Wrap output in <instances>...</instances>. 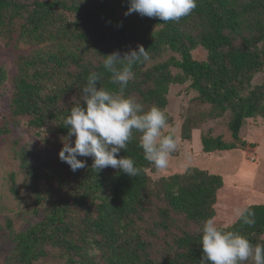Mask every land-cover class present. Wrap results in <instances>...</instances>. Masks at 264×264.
I'll use <instances>...</instances> for the list:
<instances>
[{
	"label": "trees",
	"instance_id": "16d2710c",
	"mask_svg": "<svg viewBox=\"0 0 264 264\" xmlns=\"http://www.w3.org/2000/svg\"><path fill=\"white\" fill-rule=\"evenodd\" d=\"M128 6L129 0H0V41L31 47L14 57L11 76L0 65V90L11 87L0 136L24 128L37 138L15 151L18 170L8 175L14 196L21 176L32 209L27 228L11 230L4 264H36L53 251L64 264H201V229L215 217L222 177L197 167L153 177L157 169L135 132L119 155L134 160L138 175L96 172L91 157H78L88 167L73 172L58 156L68 131L63 121L90 72L103 73L101 87L119 90L103 55L142 46L149 59L134 65L124 95L146 110L161 108L170 125V87L186 85L193 95L181 112L180 139L191 141L193 131L216 122L225 132L202 133V151L243 149L245 121L264 119V79L254 81L264 72V0H197L190 15L166 23L125 16ZM198 49L202 58L193 54ZM249 207L253 225L219 227L264 244V203Z\"/></svg>",
	"mask_w": 264,
	"mask_h": 264
},
{
	"label": "clouds",
	"instance_id": "9594fccd",
	"mask_svg": "<svg viewBox=\"0 0 264 264\" xmlns=\"http://www.w3.org/2000/svg\"><path fill=\"white\" fill-rule=\"evenodd\" d=\"M196 7L197 0H129L124 15L135 12L163 23L178 22ZM103 56L102 67L111 74V83L118 85L119 90L110 92L99 85L103 73L88 74L80 89L79 101L64 118L63 127L68 131L62 137L59 159L76 172L88 167L78 157H91V168L96 172L111 167L134 177L140 169L131 157L119 153L127 149L135 132L140 134L139 147L145 159L157 170L166 169L171 154L177 150V141L173 135L164 134L165 112L157 106L146 110L135 97L124 95L125 88L135 77L134 65L146 62L148 51L137 46L123 55L113 51ZM254 216L247 205L234 210L235 220L247 225L255 223ZM199 242L201 264H264V244L253 245L239 232L221 228L211 218L203 223Z\"/></svg>",
	"mask_w": 264,
	"mask_h": 264
},
{
	"label": "rangeland",
	"instance_id": "374dc122",
	"mask_svg": "<svg viewBox=\"0 0 264 264\" xmlns=\"http://www.w3.org/2000/svg\"><path fill=\"white\" fill-rule=\"evenodd\" d=\"M31 47L22 43L4 46L0 41V65L13 74V59L19 53H28ZM195 57L202 58L201 49L195 50ZM167 57L165 53L164 58ZM264 79V72L258 73L254 81ZM6 90H0V113L8 108V95L10 84ZM193 93L186 91V85H172L169 90L168 112L173 122L163 130L164 134H171L177 141V150L171 154L169 165L164 170H157L153 177L183 172L189 167L205 169L210 173L218 174L223 179L222 187L217 192L214 204V221L218 226H228L235 221L234 210L237 207L264 203V119H248L245 121L241 136L247 140L243 149H233L220 152L206 153L201 149V134L224 133L225 127L221 123L210 122L203 129L192 133L191 141L181 140L179 127L181 125V112ZM210 130L211 132H206ZM18 139L17 143L14 140ZM24 128H14L5 135L0 136V264H4L12 242L9 236L15 231H23L29 224L32 209L31 195L22 186L21 176H17L19 183L18 194L14 196L8 189V175L18 170V161L15 151L24 143L36 142ZM11 220V228L8 227ZM31 223V220H30ZM55 252L39 260L36 264H64L57 258Z\"/></svg>",
	"mask_w": 264,
	"mask_h": 264
}]
</instances>
